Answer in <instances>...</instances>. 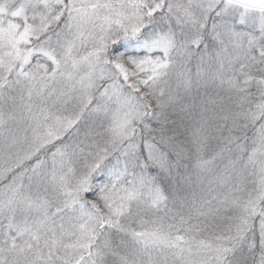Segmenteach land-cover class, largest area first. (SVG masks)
I'll return each instance as SVG.
<instances>
[{"label": "snow or ice", "instance_id": "6c2138e0", "mask_svg": "<svg viewBox=\"0 0 264 264\" xmlns=\"http://www.w3.org/2000/svg\"><path fill=\"white\" fill-rule=\"evenodd\" d=\"M0 264H264V0H0Z\"/></svg>", "mask_w": 264, "mask_h": 264}]
</instances>
